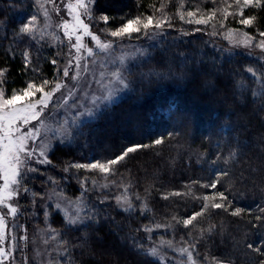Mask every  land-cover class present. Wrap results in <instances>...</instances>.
Instances as JSON below:
<instances>
[{"label": "trees", "instance_id": "1", "mask_svg": "<svg viewBox=\"0 0 264 264\" xmlns=\"http://www.w3.org/2000/svg\"><path fill=\"white\" fill-rule=\"evenodd\" d=\"M210 1L96 0L89 22L103 38H110L103 31L136 16H164L171 28L134 67L132 90L81 122L69 142L54 141L43 172L52 174L53 189L79 203L84 219L72 226L63 213L50 217L59 264H168L151 254L160 241L189 247L205 264L264 259L246 247L264 239V227H252L262 223L256 216L264 217V62L244 53L227 56L201 27L189 25L187 32L179 11ZM38 8L35 0H0V88L7 96L61 75L64 45L54 32H42ZM103 15L107 23L98 19ZM252 15L253 25L241 26ZM33 16V31L20 33ZM228 22L259 36L264 6H249ZM138 76L148 77L139 84ZM137 145L109 173L72 167L115 159ZM217 180L216 188L204 187ZM216 193L227 200L214 202L228 210L209 207L185 226L202 210L203 197ZM236 208L244 210L240 216L231 214Z\"/></svg>", "mask_w": 264, "mask_h": 264}, {"label": "rangeland", "instance_id": "2", "mask_svg": "<svg viewBox=\"0 0 264 264\" xmlns=\"http://www.w3.org/2000/svg\"><path fill=\"white\" fill-rule=\"evenodd\" d=\"M35 1L39 7L37 17L41 16V19H43L42 32H54L52 34L54 35L53 38L59 36L64 45L63 52L58 54L61 75L50 85H44V92L47 93L55 89L56 83H60L62 87L53 92L51 98L47 101V107L40 112L37 119L30 120L28 124L17 121L13 125L11 133L13 140L29 132L34 134L25 141V151L19 153L21 163L18 165L19 175L16 177L18 183L9 186V191L14 194L4 204H0V217H3L4 220L2 227L3 239H0V249L3 250V254H0V264L60 263V260H58L61 258L60 242L55 232L50 229V217L55 214L54 212L63 213L68 220L67 225L72 226L82 223L84 219L83 210L80 209L79 203L69 201L61 191L57 192L56 189H53L55 184L52 174L43 172L49 167L47 161H49V154L54 141L69 142L71 132L81 122L97 117L120 95L127 94L132 86L130 76L132 71L135 70L134 67L140 61L145 60L150 47L159 43L163 39L165 31L171 28L170 25L165 26V24H168L166 21L160 29L152 26L147 33L143 31L133 33L131 38L127 36L124 38L112 37L107 35L108 30L103 31L104 29H102L110 37L103 38L97 29H92L89 22L93 16V7L96 2L94 0L92 4L88 5L91 10V18L81 8H77L76 12L80 14V19L89 25L90 31L100 37L101 41L112 42V48L105 52L96 46V42L92 41L90 36L83 35L81 28L75 27V13L69 10L68 5H75L77 0ZM84 2L87 4L88 0H84ZM228 5H231V7H228ZM219 9H226L227 12L238 15L234 0H226V3L225 0H211L208 6L203 4L198 7L195 5L184 7L182 11H179L178 16L180 18L181 14L184 15L185 18H180V21L185 24L187 32L190 30L189 25L193 27V30L195 27H201L211 34L214 40L220 41L219 43L223 44L220 49L227 56L244 53L246 56L264 62V50L256 47V44L264 37L252 35L244 27L231 26L228 20L234 17L235 14L228 15L224 19ZM213 11L216 13L215 17L209 20L208 23H195L196 19H200L201 16L207 17ZM45 12H47V16ZM188 12H193L195 15L189 17ZM163 19L164 16H162ZM221 21L223 26H221ZM65 22L69 24V32H72L75 27V34L71 36V39L62 27ZM229 30H238L233 31L231 39L227 38ZM244 33L255 37L250 45L246 46L239 43L243 39ZM77 35L82 36V42L85 45V48H81L80 51L73 47L76 44ZM217 37L220 39H216ZM89 47L93 50L91 56L86 50ZM77 64L80 67H77ZM65 68L68 69V76L63 74ZM114 71L121 73L123 83L117 81L111 75ZM138 77L137 81L139 83L148 76ZM174 77H176V74ZM32 91L35 92L34 89ZM42 95L43 93L35 92L28 99L18 100L16 106L23 107L29 101L34 103ZM9 96L4 92V98ZM106 96H110V99H104ZM40 107V105H37L38 111ZM173 108L174 106H171V109ZM88 110H91L94 114H85ZM17 127L19 131H15ZM3 136L4 132L0 129V137ZM234 141L236 142V139ZM7 143V139L0 140V153L4 152L3 145ZM209 161L213 166L215 161ZM3 185V172L0 171V189H3ZM8 205L17 209L15 214L11 212ZM52 208L53 210H51ZM70 219H75L76 223H69ZM182 248H187L192 253L195 264H205L199 260L192 249L182 244L175 245L160 241L151 250L155 249L158 256L168 264H192L188 260L187 253H181L180 249ZM208 264H217V261ZM219 264L227 263L219 262Z\"/></svg>", "mask_w": 264, "mask_h": 264}, {"label": "snow or ice", "instance_id": "3", "mask_svg": "<svg viewBox=\"0 0 264 264\" xmlns=\"http://www.w3.org/2000/svg\"><path fill=\"white\" fill-rule=\"evenodd\" d=\"M93 2L94 0H88V3L85 4L84 0H77V3L75 5L69 4L68 8L71 12L75 13L74 15L75 27L81 28L83 30V35L90 36L92 41L96 42V46L100 50L106 52L112 48V42L111 41H108V42L101 41L100 37L90 31L89 25L84 23L80 19V14L76 12L77 8H81L84 10L85 13L89 14L90 16L91 10L88 7V5L92 4ZM225 3H226V0H225ZM234 3L237 6L238 14L241 17H243L244 8H247L249 6L260 8L264 6V0H234ZM228 7H231V5H228ZM219 11L222 12L224 19H226L228 15L236 14V13L227 12L226 9H219ZM215 14H216L215 11H213L207 17L201 16L200 19L195 20V23L197 24L208 23L209 20L215 17ZM45 15L47 16V12H45ZM187 15L189 17H192L195 15V13L188 12ZM180 18L184 19L185 17L183 14H181ZM98 19L107 23L110 18L106 15H103V16H100ZM255 19L256 17L252 15L247 18H242L239 21V23L245 26H251L253 25V22L255 21ZM35 21H36V17L35 16L31 17L30 22L23 24L20 27L19 32L23 34L31 33L33 31V27L31 25L34 24ZM165 22H166V18L162 20V19H154L153 16H147V17L136 16L135 18L127 19L115 30L109 29L107 31V35H110L116 38H124L125 36H127L128 38H131L133 33H141L142 31L147 33L150 27L152 26H154L157 29H160L162 28ZM189 22H192V21H189ZM221 26H223L222 21H221ZM62 27L65 29L66 35H68L69 39H71V36L75 34V27L72 32L68 31L69 24L67 22H65L62 25ZM197 31H199V29H197ZM233 31H238V30H229L227 34V38L229 39L232 38ZM259 36L264 37V31H260ZM253 39H255V37L249 36L248 33H244L243 39L239 41V43H243L247 46L252 43ZM73 47H75L77 51H80L81 48H85V45L82 42L81 35L76 36V44H74ZM256 47H259L261 50H264V39H261L256 44ZM86 50L90 56L93 55L92 48L89 47ZM25 57L27 59V53L25 54ZM53 63H56V61H53ZM77 67H80V65L77 64ZM249 71H251V69H249ZM63 74L64 76L69 75L67 68H65ZM77 75H79V73H77ZM111 75L117 81L123 83V78L119 71H114L111 73ZM3 76H4V71L0 70V84L3 83V80H2ZM48 83L49 82L46 80L43 81V84L41 86H36L33 83H29L26 88H24L20 92H13L8 98H4L3 89L0 88V129H2L4 132V136L0 137V140L7 139L8 141L7 144L3 145L4 152L0 153V171L3 172V179H4L3 189H0V204H4L6 200L8 198H11V196L14 194L12 191H9V186L11 184L18 183L16 177L19 175L18 165L21 163L19 153L25 151V147H24L25 141L34 134V133L29 132L26 135H22L18 139L13 140L11 137V133L13 131V125H15L17 121H21L23 124H28L30 120H35L39 117L40 112H42L43 109L47 107V101L51 98L53 92L62 87L60 83H56L55 89H53L50 92L45 93L43 86L47 85ZM33 89L35 90V92L43 93L41 98L34 103L29 101L23 107H17L16 102L18 100L22 98L28 99L29 97L35 94V92L32 91ZM253 96L254 97L257 96V93L253 92ZM104 99H110V96H106L104 97ZM93 103H95V101H93ZM37 105L41 106L39 111L37 110ZM85 114L93 115L94 113L91 110H88ZM15 131H19V128L17 127ZM154 143L160 144L162 143V140L157 139ZM138 147L140 146L137 145V146L129 147L126 150H124L119 156L115 157V159H110V160H107L106 162H100L99 160H97L96 162L89 163V164H74L72 165V167H75L76 169L84 168V169H91V170H99L102 173H109L112 170L111 166L116 165L117 163L123 161L125 157L128 156L129 153L135 152ZM143 147H148V145H144ZM28 154L30 155V153ZM41 154L43 155V153ZM47 162H50V161H47ZM224 175H226V173H224ZM218 183H219V180L209 185H204V187L216 188ZM174 194L179 195V193H174ZM120 199H123L125 203H128L127 197L117 198L118 201ZM203 199L206 201V203L203 205L202 210L200 212L193 214L189 219L184 220L183 223L185 226L191 225L194 220L204 215L205 211H207L209 207L213 209L224 208L225 211L228 210L225 204L214 202L217 199L221 201L227 200V197H225L223 193H216L212 196H205L203 197ZM8 207H10L11 212L13 214L16 213L17 209L15 207H11L10 205H8ZM129 207H131L130 204H129ZM243 211L244 210L241 208H236L234 211H232L231 214L233 216H240ZM261 211H264V209H261ZM255 220L261 221L262 223L259 225L253 224L252 225L253 228L264 227V217L256 216ZM3 223H4L3 217H0V239H3V236H2ZM69 223H76V220L70 219ZM246 247L264 256V239H261L256 244L249 242L246 244ZM180 251L182 254L187 253L188 260L191 261L192 264H195V261L193 260V257H192V253L189 252L187 248H182L180 249ZM0 254H3L2 249H0ZM151 254L155 256L157 254L156 250L152 249ZM217 264H219V262H217ZM259 264H264V259H261L259 261Z\"/></svg>", "mask_w": 264, "mask_h": 264}]
</instances>
